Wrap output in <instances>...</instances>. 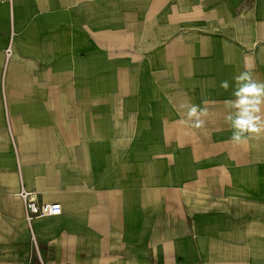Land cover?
<instances>
[{
  "label": "crops",
  "instance_id": "obj_1",
  "mask_svg": "<svg viewBox=\"0 0 264 264\" xmlns=\"http://www.w3.org/2000/svg\"><path fill=\"white\" fill-rule=\"evenodd\" d=\"M245 60L264 80V0H0V264H264V138L230 142L220 87ZM20 185L61 207L33 240Z\"/></svg>",
  "mask_w": 264,
  "mask_h": 264
},
{
  "label": "clouds",
  "instance_id": "obj_2",
  "mask_svg": "<svg viewBox=\"0 0 264 264\" xmlns=\"http://www.w3.org/2000/svg\"><path fill=\"white\" fill-rule=\"evenodd\" d=\"M254 65L245 60L243 70L234 75L232 82L223 80L220 87L225 91L231 88V97L222 101L226 115L225 122L231 130L230 142L246 145L252 139L264 138V80L253 72ZM215 100H202L203 105L216 104ZM187 120L192 127L201 128L209 115L207 107L184 104Z\"/></svg>",
  "mask_w": 264,
  "mask_h": 264
},
{
  "label": "built area",
  "instance_id": "obj_3",
  "mask_svg": "<svg viewBox=\"0 0 264 264\" xmlns=\"http://www.w3.org/2000/svg\"><path fill=\"white\" fill-rule=\"evenodd\" d=\"M11 53L12 42L9 43L8 47L4 51L6 61L10 58ZM17 196L22 203L24 220L31 234L32 240V223L34 220L48 216H57L61 213V207L58 203H40L37 200V194L34 191L27 190L23 185H20Z\"/></svg>",
  "mask_w": 264,
  "mask_h": 264
},
{
  "label": "bare ground",
  "instance_id": "obj_4",
  "mask_svg": "<svg viewBox=\"0 0 264 264\" xmlns=\"http://www.w3.org/2000/svg\"><path fill=\"white\" fill-rule=\"evenodd\" d=\"M12 54V53H11Z\"/></svg>",
  "mask_w": 264,
  "mask_h": 264
}]
</instances>
